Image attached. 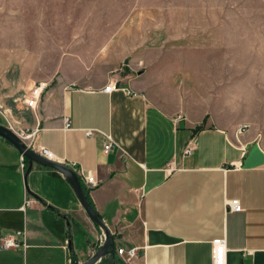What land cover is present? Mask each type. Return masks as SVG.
<instances>
[{"label": "crops", "instance_id": "crops-1", "mask_svg": "<svg viewBox=\"0 0 264 264\" xmlns=\"http://www.w3.org/2000/svg\"><path fill=\"white\" fill-rule=\"evenodd\" d=\"M93 54L63 52L55 69L0 43V117L92 171L99 184L89 196L115 246L138 248L128 263L115 253L113 264H212L215 238H225V264H264V137L252 128L238 133L239 125L195 100L188 83H177L174 70L163 78L131 65L112 69ZM38 80L48 86L32 108L26 99ZM110 82L117 87L105 92ZM88 128L109 133L115 146L103 153L104 136H87ZM190 138L194 152L182 158ZM18 159L0 137V237L24 229L28 244L0 248V264H20L28 250L30 264H72L71 251L88 260L102 232L70 184L36 163L24 180ZM230 199L241 211L228 209Z\"/></svg>", "mask_w": 264, "mask_h": 264}, {"label": "rangeland", "instance_id": "rangeland-1", "mask_svg": "<svg viewBox=\"0 0 264 264\" xmlns=\"http://www.w3.org/2000/svg\"><path fill=\"white\" fill-rule=\"evenodd\" d=\"M0 43L55 69L63 52H100L112 69L174 70L224 122L264 137V0H0Z\"/></svg>", "mask_w": 264, "mask_h": 264}, {"label": "built area", "instance_id": "built-area-1", "mask_svg": "<svg viewBox=\"0 0 264 264\" xmlns=\"http://www.w3.org/2000/svg\"><path fill=\"white\" fill-rule=\"evenodd\" d=\"M116 87H117L116 82H110L108 85L105 86L104 91L111 92ZM41 93L42 92H41L40 87H34L31 90L28 98L26 99L27 105L30 107H34L36 105V101L39 98V96L41 95ZM66 126L69 127L68 124H66ZM247 127H248L247 124L240 125L238 128V132L239 133L243 132L244 130L247 129ZM16 133L19 136L23 137V139L26 141L31 140L32 141V147L31 148H33L37 153H39L43 157L71 167L78 174V176L81 178L82 182L86 185L87 190L90 191L93 188L98 186L99 182L95 178L92 171H89V170L84 171L78 165L77 162L67 161L63 158H58L50 149H48L44 145H42L40 143H35V141H34L35 134H36L35 131H33V130L29 131L25 128H21V129H16ZM85 133L87 136H93L95 133H97V134L99 133V134H102L104 136L105 139H104V142L102 144V151L105 154L108 153L115 146V142L113 141V139L109 133H105L103 131H100L98 129H93V128L86 129ZM194 149H195V144H194L192 138H190L185 143V145L181 151V157L185 158V157L190 156L194 152ZM18 164H19V166H18L19 169L22 172L25 171L24 170L26 167L25 166V160H24L22 155L19 156V163ZM168 168L170 170L175 169L176 165L172 166V163H171L168 166ZM26 203H29V200ZM226 206L228 207V209L230 211H234V212L241 211V209H242L241 204H240L238 199L227 200ZM21 208L23 209V207H21ZM104 241H105V236L103 233H101L99 238H97V240H96V243H97L96 246L98 247V249L102 246ZM212 246H213L212 264H225V252H226L225 238H215L212 241ZM27 247H28V244H27V239H26V231L24 229H16V230H13L12 232L3 234L0 237V248L3 250L17 249V248H22L25 250ZM137 249L138 248L135 246H132L130 248L122 247V246H115L116 254L123 260L124 263H128L132 258L135 257V255L137 253ZM94 251L95 250L91 251L90 255H92L96 252V251L95 252ZM76 263L81 264L82 261L76 260Z\"/></svg>", "mask_w": 264, "mask_h": 264}, {"label": "water", "instance_id": "water-1", "mask_svg": "<svg viewBox=\"0 0 264 264\" xmlns=\"http://www.w3.org/2000/svg\"><path fill=\"white\" fill-rule=\"evenodd\" d=\"M0 137L10 143L12 146H14L16 150L27 159L28 166L24 175V180H26V176L30 171L33 163L53 168L54 170L60 172L70 184L77 200L86 212L87 216L98 225L100 230H102L105 236L104 243L89 260L82 264H92L103 257H108V264H113L115 262L114 237L107 224L102 220L99 213L88 202L77 174L66 165L48 160L37 154L33 149L28 148L20 140V138H18V136L8 126L4 124H0ZM67 224H69V222H67Z\"/></svg>", "mask_w": 264, "mask_h": 264}, {"label": "bare ground", "instance_id": "bare-ground-1", "mask_svg": "<svg viewBox=\"0 0 264 264\" xmlns=\"http://www.w3.org/2000/svg\"><path fill=\"white\" fill-rule=\"evenodd\" d=\"M35 87H40L41 88V92L43 93L44 91H45V89H46V84L45 83H39V84H37ZM106 92V91H105ZM42 93H41V95H42ZM41 95L39 96V98L37 99V101H36V104H37V102H38V100L40 99V97H41ZM27 104V103H26ZM36 106V105H35ZM30 107V106H29ZM33 108V107H32ZM67 124V123H66ZM66 124H65V126H66ZM7 126V125H6ZM9 127V126H8ZM67 127V126H66ZM10 128V127H9ZM17 136H18V138H20V140L28 147V148H30V149H33V148H31L32 147V141L31 140H28V141H26V140H24L23 139V137H21V136H19L17 133H16V131H14L12 128H10ZM34 150V149H33ZM35 151V150H34ZM36 152V151H35ZM37 153V152H36ZM37 154H39V153H37ZM20 155H22V154H20ZM40 155V154H39ZM23 156V155H22ZM40 156H42V155H40ZM43 157V156H42ZM23 158H24V160H25V162L27 161V159L23 156ZM45 158V157H44ZM47 159V158H46ZM48 160H50V159H48ZM51 161H53V160H51ZM28 162V161H27ZM56 162V161H55ZM62 164V163H61ZM65 165V164H64ZM42 166V165H41ZM67 166V165H66ZM67 167H69V166H67ZM69 168H71V167H69ZM53 169V168H52ZM72 169V168H71ZM73 170V169H72ZM74 171V170H73ZM75 172V171H74ZM76 173V172H75ZM77 174V173H76ZM77 176H78V174H77ZM78 178H79V180H80V182H81V185H82V187H83V190H84V188L86 189V185L82 182V180H81V178L78 176ZM89 191V190H88ZM85 193V192H84ZM28 201V200H27ZM26 201V202H27ZM25 202V204H23V209L22 208H20V209H22V210H24V207H25V205H27V204H29L30 202H31V200H29V203H26ZM65 247H66V245H65ZM3 250V249H2ZM115 253H116V251H115ZM117 255V254H116ZM93 256V255H92ZM91 256V257H92ZM118 256V255H117ZM90 257V258H91ZM119 257V256H118ZM89 258V259H90ZM103 258H105V257H103ZM88 259V260H89ZM102 258H100V259H98L97 261H95L94 263H92V264H95L96 262H98L99 260H101ZM122 260V259H121ZM87 261V260H86ZM85 261V262H86ZM123 261V260H122ZM82 263H84V262H82ZM81 263V264H82Z\"/></svg>", "mask_w": 264, "mask_h": 264}, {"label": "trees", "instance_id": "trees-1", "mask_svg": "<svg viewBox=\"0 0 264 264\" xmlns=\"http://www.w3.org/2000/svg\"><path fill=\"white\" fill-rule=\"evenodd\" d=\"M1 119V118H0ZM1 122H3L2 120H1ZM201 127H202V125H199V126H196L195 128H194V132H197L199 129H201ZM27 169V168H26ZM84 192H85V195H86V197H87V200H88V202L90 203V205L94 208V205H93V202H92V200H91V198H90V196H89V191L87 190V189H85L84 188ZM95 209V208H94ZM96 224V223H95ZM97 225V224H96ZM98 226V225H97ZM114 237V236H113ZM71 257H72V264H75L76 263V258L74 257V254H73V251H71ZM108 261H109V258H105V264H108ZM117 261H119V258H115V262H117Z\"/></svg>", "mask_w": 264, "mask_h": 264}]
</instances>
